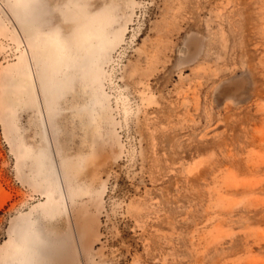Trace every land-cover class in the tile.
<instances>
[{
    "label": "rangeland",
    "instance_id": "obj_1",
    "mask_svg": "<svg viewBox=\"0 0 264 264\" xmlns=\"http://www.w3.org/2000/svg\"><path fill=\"white\" fill-rule=\"evenodd\" d=\"M0 264H264V0H0Z\"/></svg>",
    "mask_w": 264,
    "mask_h": 264
}]
</instances>
